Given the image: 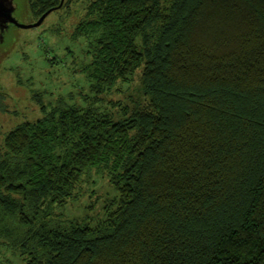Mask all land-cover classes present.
Returning <instances> with one entry per match:
<instances>
[{
  "label": "trees",
  "instance_id": "obj_1",
  "mask_svg": "<svg viewBox=\"0 0 264 264\" xmlns=\"http://www.w3.org/2000/svg\"><path fill=\"white\" fill-rule=\"evenodd\" d=\"M74 36L83 103L33 95L0 142V256L264 264V0H92ZM137 70L141 96L102 109ZM90 169L116 191L105 217L62 218Z\"/></svg>",
  "mask_w": 264,
  "mask_h": 264
},
{
  "label": "rangeland",
  "instance_id": "obj_2",
  "mask_svg": "<svg viewBox=\"0 0 264 264\" xmlns=\"http://www.w3.org/2000/svg\"><path fill=\"white\" fill-rule=\"evenodd\" d=\"M91 1L63 0L61 7L44 16L39 25L15 31L19 33V39L11 54L7 58L0 56V89L12 95L1 92L0 96L7 95V100L20 98L23 109L20 114L11 111L9 115L0 111V142L15 124L40 114L34 96L43 104L55 103L59 98L83 103L79 93L86 95L89 87L81 68L89 58L83 41L74 36V31ZM40 16L34 17L35 22ZM140 83V70L125 81L119 80L104 96L101 108L114 110L117 107L113 105L115 102L129 104L138 99L141 96ZM3 99L0 104L5 106ZM73 195L65 206L55 211L62 214V218L88 221L105 217L104 205L115 197L116 191L105 173L90 169L81 176ZM0 257L2 264H22L23 261L13 252Z\"/></svg>",
  "mask_w": 264,
  "mask_h": 264
},
{
  "label": "flooded vegetation",
  "instance_id": "obj_3",
  "mask_svg": "<svg viewBox=\"0 0 264 264\" xmlns=\"http://www.w3.org/2000/svg\"><path fill=\"white\" fill-rule=\"evenodd\" d=\"M62 2L63 0H57V2L56 0H10L7 13H10V17L19 24H31L36 21V19H34L35 16L39 17L50 8H52L50 12L60 8ZM59 4L61 5L59 6ZM21 30L26 29L9 21H0V56L2 58H7L11 54L19 39V33H15V31L21 32ZM1 92H5L8 96L12 95L9 91L0 89V93ZM7 95H2L6 96L3 101L7 104V106L4 107L3 113L9 115L12 111L20 114L23 109L20 104V98L14 97L12 100H7Z\"/></svg>",
  "mask_w": 264,
  "mask_h": 264
},
{
  "label": "water",
  "instance_id": "obj_4",
  "mask_svg": "<svg viewBox=\"0 0 264 264\" xmlns=\"http://www.w3.org/2000/svg\"><path fill=\"white\" fill-rule=\"evenodd\" d=\"M9 1L10 0H0V21H9V22L15 23L19 27H22V28H25V29L30 28V27H35V26L39 25L41 23L42 19L44 18V16H46L52 10V8H50L47 11H45L40 16V18H39V20L37 22L31 23V24H19L16 20H14L13 18L10 17V13H7ZM60 5L61 4H59V6Z\"/></svg>",
  "mask_w": 264,
  "mask_h": 264
}]
</instances>
